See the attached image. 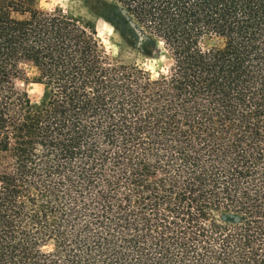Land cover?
I'll list each match as a JSON object with an SVG mask.
<instances>
[{
  "label": "trees",
  "instance_id": "obj_1",
  "mask_svg": "<svg viewBox=\"0 0 264 264\" xmlns=\"http://www.w3.org/2000/svg\"><path fill=\"white\" fill-rule=\"evenodd\" d=\"M37 2L0 0V264H264V0H105L155 76Z\"/></svg>",
  "mask_w": 264,
  "mask_h": 264
},
{
  "label": "rangeland",
  "instance_id": "obj_2",
  "mask_svg": "<svg viewBox=\"0 0 264 264\" xmlns=\"http://www.w3.org/2000/svg\"><path fill=\"white\" fill-rule=\"evenodd\" d=\"M105 0H38L43 11L60 10L64 14L89 22L96 30L104 52L114 61L136 64L153 76L165 72L170 64V55L163 44L152 37H145L136 28L126 27L112 14ZM28 76L32 72L28 70ZM31 100H37L42 86L33 82L17 81Z\"/></svg>",
  "mask_w": 264,
  "mask_h": 264
}]
</instances>
